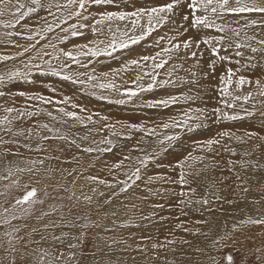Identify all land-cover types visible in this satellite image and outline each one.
Returning <instances> with one entry per match:
<instances>
[{
    "label": "rangeland",
    "instance_id": "1",
    "mask_svg": "<svg viewBox=\"0 0 264 264\" xmlns=\"http://www.w3.org/2000/svg\"><path fill=\"white\" fill-rule=\"evenodd\" d=\"M14 2L15 0H3V2H0V5L9 9L14 6ZM165 2H167V0H117L119 10L127 11H132L140 7L150 8ZM50 3L55 5L53 2L49 1V4ZM54 8L56 9L55 6H52L51 11L55 10ZM102 10L103 9L100 7L91 8L92 17H98V13ZM108 10L116 11L117 7L108 6ZM47 12V14H51V12ZM186 12L187 9L184 8L183 0H181V7L177 10L172 19L161 26H157V29L151 36L148 37L149 40L146 39L140 43L139 51L131 53V55L124 58L123 61H112L110 64L103 65L98 69L101 73L100 76L107 73H117L118 78L113 81L121 88V90L126 87H131L132 81L136 78L140 71L134 66H131L128 71H124L123 66L125 64H129L130 61L137 60L142 56L155 55L156 52L160 51L161 47L169 46V39H172L174 42L189 38L195 40L208 34L207 30H201L198 32L195 29H190L185 33L183 32V29H178L176 22H180L182 20V15ZM43 17H45V15H43ZM255 18L258 21L261 19L259 16ZM50 20L55 21V18H46L47 22H51ZM39 21V17L36 16L32 23H23L22 29L33 31L39 27V23L41 22ZM90 22L91 21H89V23ZM117 23L122 27L124 26L121 22ZM241 24H243V21H241ZM233 26L238 27V25L235 24H233ZM89 29L87 28L86 30L88 34ZM24 30L21 34H24ZM178 30L183 33L179 37H177ZM245 31L250 36L264 38V31H262L259 27L247 28ZM211 34L215 33L213 32ZM5 36L6 34L0 30V41L1 39L4 41ZM22 36L25 37L26 35ZM162 36L166 39L161 41V45L157 47L155 41ZM83 41L84 39H81L79 42ZM3 43L4 42H0V47ZM74 45L79 46V43L76 41L75 44L73 42L70 46ZM201 47L204 48L203 45H201ZM70 49L71 47H69L68 50ZM11 51L12 48H7L2 52L3 55L6 56V52L10 53ZM241 51L244 53L243 58L235 57L233 54V62L218 63L214 75L208 74L210 73L208 67L210 55L206 49L204 50V56L200 61L199 67L196 66V62L192 59L185 60V53L181 52L180 58L178 57L177 59L172 60V64L175 65L176 68L175 71L172 72L171 78L177 82L176 86H169L164 89H158L154 92L145 93L146 101L151 102L156 99L166 97L169 94L179 95L181 93L193 96H197L198 94V97L194 102L184 103L181 101L180 104L170 106L166 109L141 106V104L136 101V99L140 98V96L135 97L133 101L127 102L123 105L114 102L109 103L107 100L97 98L100 95L108 96L112 101L122 98L119 94L112 93L108 90L86 88L87 93L85 95L78 96L77 89L81 88L79 85H73L71 82L59 84L58 82L52 81L50 78H46L48 76L45 77V75L40 76L41 78L39 77L38 81L36 80L34 84L31 83L26 85L25 82L21 80L20 82L17 81L13 84L11 83L10 87L8 83L6 87L8 90L6 89V92L3 95V102L0 100V119H3L8 114H5V109L9 107H14L17 110H23L26 106L30 105L31 107L28 108L29 111H36L39 113V106L41 104L34 100H27L25 99V96L43 95L46 97H52L56 100L68 97L70 100L67 110L77 111L80 113L79 109H72L70 107L73 103L77 104L87 110L86 112L80 114L85 116L92 114L93 118L97 121L95 124H89L87 128L82 127L78 123L74 124L81 127L83 136H88V141H83V143L79 144L87 146L88 144H91L92 141L99 142L105 138L111 139L113 142L117 143L116 146L114 144L112 145V150L109 152H93L91 154L81 151V149L77 148L75 144H70L62 140H52L51 138L43 140L42 147L46 148L47 151H40L39 154L30 152L27 148H25V146L23 147L19 143H11L9 138L7 139L9 140V143L0 144V155H3V153L5 154L6 149L11 150V152L16 153V155L19 154L25 169H31V171L28 172L30 173V179H32V182L24 180L20 183L18 177L12 176L9 179L0 181V214H3L0 215V264H37L38 258L42 255V253L38 251L37 244L33 243V235L42 229L50 230V232H52L49 237L50 240L53 239V236L64 237V235H67V237H69L70 235H73V238L75 237L76 239V243L78 241L80 242V245L78 243L80 250L76 259H73L77 264L85 263L88 260L91 261L88 263L93 264L100 254L101 249H99V245L101 244L108 247L107 249L109 250V253H107L109 254V258L106 261H108L109 264H156L157 261L162 262L163 260L164 263L168 262L167 264L176 263L174 257H172L174 248L171 250V244L172 247L173 243L175 245L185 246L189 241V234H191L189 226H196L197 223H200L196 216L187 213L188 211L186 210V205L184 204V202L187 203L189 201V194H193V196L196 197L195 200L198 202L203 203L204 201V196L195 190L194 187L191 188V185H189V181H191L192 176L189 169L194 166V162L197 160L200 161L199 159L196 160V156L199 155L198 157H200L202 153V157H208V160L210 159L209 161L213 164L214 170L216 171H214V176L217 177L215 178L216 181L214 184L216 183V186L218 184V187L225 192L223 194H225L224 196L227 198L229 194L232 197H235V199H239L244 197L248 192V186L245 182V178H238L234 172V170L241 171L245 169L240 166V160L242 159L240 155L241 153H238L240 149L243 150V152L248 151L252 153L251 156L244 157V159L251 160L255 164L264 166V140L261 139V137H264V123L260 120L257 122L252 120L254 115L264 117V115H262L264 114V96L259 94L260 89L257 88L255 84L252 86L246 85L242 91L236 92V95H243L249 92L252 93L253 98L245 105V107L254 111L253 116L244 120L218 123L215 121L214 115H212L213 108L222 107L219 102L220 97L218 87L220 86V83L218 78L225 74L226 68L230 67L233 70L239 69L237 77L243 75L252 81L260 80L264 83V58H262V54H253L250 49H241ZM229 54L230 53L223 51L221 52V55ZM253 55L256 56V60L253 61V63L256 64V67H242V65L246 63V57ZM211 59L215 58L213 57ZM237 59L241 61L240 64L235 63V60ZM7 66L9 65L6 64L4 69H6ZM166 69L167 65L165 66V69L160 70L159 79L169 78L166 75L167 71L164 72ZM177 70H179L180 73L177 72ZM191 72H197L198 74L195 78L196 83L194 84L185 82L193 79ZM53 89H55V91H53ZM20 93H24L25 95L22 96ZM133 103H138L136 108L130 105ZM237 103H242V101H238ZM253 105H255L254 108ZM196 109L207 110L210 118L203 122L205 126L197 128L192 132H187L186 130L181 131L179 128L169 129V133H179L180 139L174 142L165 152H161L159 148H155V151L159 154L152 162L149 163V166L146 168V172V169H142L141 179L135 181L134 178L129 179V176H131V173L134 170H131V165L128 164L129 160H124L125 156L121 152L118 153L117 151L123 150L125 148L123 145H126V147L129 146L131 152L126 154V156L135 157L136 165H138L137 157L143 156L144 153L133 149L136 147L144 148L148 142L154 144V138L146 137L142 143H138L141 140L143 133L137 132L133 135L132 139H125L124 136L128 134V129L126 127H122V125L146 124L149 127H158L162 124V122L169 121L173 117H181L184 110H191V115L196 116L198 115ZM222 111L232 110L222 109ZM39 115L40 114L33 116L31 119H13V121H15L13 124L18 126L16 128L17 131H26L24 133L26 135L24 136L28 140L31 137L39 139L41 135L49 136V132L47 130L37 127L39 124H50L46 117H39ZM101 116L107 117L108 119L106 121H102L100 120ZM11 117H17V112L14 111L10 114V118ZM17 122L19 123L18 125ZM200 122L201 121L198 120L190 121L192 124ZM104 124H115L117 128L116 130L120 132L121 135L112 136V129L110 128H105L103 132L95 131V129L101 128ZM68 125L73 126L71 121L68 122ZM13 129H15L14 126ZM30 129L32 136L29 135ZM158 131L164 130L158 127ZM223 131H230L236 136H244L247 132L257 133L258 135L250 139L251 142L248 140L247 143L241 144L234 138L227 141L223 140L218 135ZM0 136H2L3 139L8 137V135L3 132H0ZM214 138L222 139L223 146L213 145L214 151H208L206 146L203 150H201L200 145L203 142ZM27 139L24 140L28 141ZM7 145L8 148H6ZM92 146L95 147L94 144H92ZM100 146L109 147L107 144H101ZM154 147L155 146L153 145L147 149L151 150ZM226 148L235 149L237 155L233 156L230 151L225 150ZM33 155H39V157H33ZM60 159L63 160L62 164H59ZM40 160L44 161L43 165L39 163L33 165V161ZM122 160L123 165L119 168H115L114 165L119 164ZM203 161L206 160L203 159ZM230 161L235 163L231 164L229 163ZM179 164H183V168L179 167ZM195 166L196 168H200L202 166L207 168V166L201 161ZM48 169H51V171H48ZM57 169L58 172L61 173V177L65 182H71V187L77 185H88L98 194L105 195L107 197L108 205H111L114 201H119V203H121L128 210V212H131V215L134 218L133 219L129 215L122 214L121 218L115 220V224H117L120 230L128 228L127 231L122 230L116 232L115 227L110 230L108 229V226L104 227V223L100 220L98 215L99 211H89L82 195L71 191V188L69 187L65 189L63 186L55 182L57 181V178L54 176L57 175L55 173V170ZM40 171L47 174H40ZM182 171L185 173V178L188 181L183 186H181L179 179ZM221 171H224V174L221 173ZM69 172H71V175H69ZM217 173H219V175ZM89 177H96L98 179L94 181L89 179ZM149 178H151V180H149ZM99 180H103L106 183H99ZM124 182H127V185H130V187L127 188V191L123 190L126 186ZM29 184L34 185L29 186ZM32 188L37 190V196L35 199L42 201V203L38 202L35 204H25L23 206L16 205V200L22 197L27 190ZM119 188L120 191L116 194ZM240 188L242 189V192ZM245 189H247V191H245ZM180 193H184V195H181ZM226 197L221 200L223 210L232 205V202ZM260 201L262 202L263 199H259L258 197L257 202ZM25 208L28 209L27 213L23 211ZM145 208L150 210L153 208L154 211L152 210L151 212L154 214L157 213L156 218L157 221L159 220L163 225L161 228L162 230L160 229L157 231L153 229L154 227L152 228V225L149 224L152 223V218L142 219V215L134 213L135 211L142 212ZM187 208L189 210L194 209L202 211L201 209L191 208L189 206ZM214 208L217 209V207ZM5 209H9V211L5 213ZM13 212H15L17 218L11 220L10 223H3L5 216L10 217ZM44 213H48V215H43ZM190 218L192 221L189 220ZM66 220L69 221V223L66 224ZM163 222L166 223L164 224ZM52 224L59 226L55 228L50 226L45 229L44 225ZM138 225L141 228H133L134 226L139 227ZM176 226L178 229H176ZM34 229L35 231H33ZM69 231L72 234H68ZM7 233H13V235L9 237ZM169 233L170 236H168ZM234 233V237L232 236V238L227 241L230 245L229 247L224 248L221 245L217 246V249L219 248L220 251L216 250L215 257L218 260H221L225 253H231L234 256V264H261V262L264 261V224H249L240 226L239 228H235ZM42 236L46 239L48 238L45 234ZM17 237H19V239H17ZM124 238H126V240L121 243L120 239ZM10 239L11 245L9 244ZM233 241L235 243H233ZM52 243L53 253H48L45 257V264H47L48 258L54 259V257L59 256L60 253H63L64 256L59 261V264H62L64 260L66 262L73 261L69 259L70 256L71 258L74 256V253L72 252L73 249L71 250L69 246L62 247L60 245V241H56L54 239ZM62 243L64 245L71 244L67 239L63 240ZM145 246L147 249H144ZM13 247L15 248V251L12 250ZM163 247H166L167 251L163 252ZM190 248H193L192 250L194 253L201 252L197 246H190ZM145 250L147 251L145 252ZM198 258L205 260L206 264L211 263L210 258L203 257L202 253L201 256H198ZM98 261L104 262L102 259H98Z\"/></svg>",
    "mask_w": 264,
    "mask_h": 264
},
{
    "label": "snow or ice",
    "instance_id": "2",
    "mask_svg": "<svg viewBox=\"0 0 264 264\" xmlns=\"http://www.w3.org/2000/svg\"><path fill=\"white\" fill-rule=\"evenodd\" d=\"M3 2V0H0ZM31 4L34 7H28L27 12L20 13L19 18L15 23H7L5 27H15L16 24L20 22V19L30 16L32 13L38 12L41 9H46L51 12V3L45 5L42 3V0H31ZM58 10H61V16L58 18V21H63L67 23L68 20L75 18L76 20H83L85 23H73L70 28H62L61 31L66 33V35L59 37L60 43H66L68 36L78 37L83 35L81 29L91 28L92 34L97 37L96 40L90 41L86 45L82 46H73V50H65L64 48H57L56 44H45L43 47H51L52 52H43L38 59H42V63H33L31 60L24 63L23 70L20 68L8 70L5 73H0V85H7L13 80L24 79L25 81L29 80V77L33 75V70L38 72L41 75L58 77L60 80L69 81L73 85H79L81 88H92V89H101L117 92L122 98L112 101L108 96L100 95L97 98L101 100H107L109 103L125 104L131 102L135 97L141 96L143 93L154 92L158 89H164L169 86L175 87L176 81H174L171 76L172 72L175 71L176 66L173 65L171 71H167L166 75L168 79H158L160 76L161 69H165V66L169 64V61L173 57H179L181 52L185 53L184 59H192L196 62V66L199 67L200 61L203 59L204 50L206 49L209 52V70L208 74H215L216 66L218 63H232V55L235 57H244V53L241 49H250L253 54L261 53L262 58H264V38H257L247 34L245 29L259 27L264 31V0H183V6L187 9V12L182 15V20L177 23L178 29H183V32H187L190 29H195L198 32L201 30H207L208 34L204 35L200 39H185L178 42H174L172 39H169L168 47H161L159 52H156L155 55L142 56L137 60L130 61L129 64L123 66L124 71H128L131 66H134L138 69H143V74H137L136 78L132 81L131 87H126L121 90V88L113 81L108 80V74H104L106 82H100V78L95 75L96 69L91 68L88 73H81L76 71V68L88 69L93 62V58H98L101 56H113V53L128 49L131 46L140 44L142 41L146 40L152 33L157 29V26H161L164 23H167L172 17L176 14L177 10L181 7V0H167V2L152 6V7H140L132 11L119 10V5L117 0H66L65 3L61 4L59 2L54 5ZM108 6H116V11L108 10ZM25 5L19 4L18 8H23ZM100 7L103 10L98 13V17H92L91 8ZM66 11L67 16L63 15V12ZM4 14L3 10H0V16ZM259 16L261 19L258 21L255 17ZM146 18V22H145ZM91 21L90 23H88ZM243 21V24H241ZM116 22H121L124 26L120 27L116 25ZM127 22V23H124ZM233 24L238 25L234 27ZM114 25H116L114 27ZM56 27H60V23H56ZM53 31L52 25H48L43 28V32ZM215 34H211V33ZM243 33V35H242ZM182 32L177 31V37H179ZM8 36L12 35H21V33H7ZM110 36L111 38L105 41V39H100V37ZM41 35V39H44ZM28 40H34V36L29 35L26 37ZM165 37H159L156 39L155 44L157 47L161 45V41L165 40ZM8 43H12L8 41ZM39 44V40H36L30 47L35 48ZM103 45V47H101ZM204 46V48L201 47ZM30 50L29 47L24 48V52L17 53L15 56H0V63L6 62L9 60L15 61L18 57L23 56L24 53H27ZM230 53L229 55H221V52ZM48 57V59H43ZM64 58L61 62V58ZM81 57L85 59H81ZM215 59H211V58ZM36 59V58H34ZM55 60L58 63L53 64L52 61ZM256 60V56L246 57V63L242 65L245 68L256 67V64L253 61ZM149 61H151L150 70ZM235 63L240 64L239 59L235 60ZM47 65V67H44ZM75 66V67H73ZM239 69L233 70L232 68H226L225 74L220 76L218 87L220 104L222 107H216L212 109V115L215 117V121L218 123H223L226 121H237L250 118L254 115V111L249 110L245 107L252 100V93L249 92L243 95H236L237 91H242V89L247 86H252L255 84L257 88L260 89V95L264 96V83L260 80L252 81L243 75L237 77ZM206 74V75H208ZM86 75V79H82V76ZM196 72H191L192 80L185 81L186 83H196ZM145 78L148 79V83L145 84L143 81ZM235 85V87H234ZM55 91V89H53ZM191 91V90H190ZM4 93L0 91V96H3ZM24 96V93H20ZM198 97L193 95H185L183 93L179 95L169 94L166 97L156 99L154 101H142L141 106H146L148 108H169L173 105H178L183 101L184 103L194 102ZM27 100H34L40 104L45 105H65V107H56L55 111L59 114L53 115L52 111H48L46 114L51 121L57 123L68 124L69 121L72 124H80L82 127L87 128L89 124H95L97 121L93 119V115L89 114L87 116L79 115L77 111L67 110L69 106L70 98L65 97L63 99H53L52 97H46L43 95L36 96H25ZM242 101V103H237ZM26 106L23 110H17L14 107H9L5 109L6 115L3 119H0V132L3 133H12L14 136L23 135V132L13 133L12 123L13 119H31L33 116L38 115L36 111H29ZM72 109H79L80 113L86 112L87 110L77 104H71ZM255 105H253V108ZM222 109H230L232 111H222ZM17 112V117L10 118V114ZM198 115L192 116L191 110H184L181 117H173L169 121L162 122L159 125V128H162L164 131H158V127H149L146 124L136 125H122L128 129V134L124 136L125 139H132L133 135L137 132L143 133L141 140L138 143H142L146 137L154 138L155 147L151 150L136 147L133 150L143 152L144 155L137 157V163L139 166L135 167L134 171L129 176V179L140 180L142 169H146L149 166V163L152 162L159 153L155 151V148H159L161 152L168 150L172 144L180 139V134L177 132L169 133V129L179 128L181 131L186 130L187 132H192L197 128L203 127L204 121L208 120L209 114L205 109H196ZM264 115V114H262ZM107 117H100V120L106 121ZM198 120L200 123L192 124L190 121ZM72 125H69L71 127ZM38 128H42L52 133L51 137L41 136V140L48 139H59L66 141L70 144H75L77 148H80L81 151L85 153H103L109 152L112 150L111 146L113 141L111 139H103L99 142L92 141L91 144L87 146H82L76 141L69 140V136L61 131V129L52 126L50 124H39ZM105 128L112 129V136L121 135L120 132L116 130L115 124H104L101 128L95 129L96 132H103ZM29 135H31V129L29 130ZM219 137L223 140L235 139L240 143H247L248 140L256 137L258 134L253 132H247L244 136H236L230 131L220 132ZM83 141H88V136H83L81 138ZM222 139H209L203 142L200 147L201 150L204 147H207L208 151H214L213 145H222ZM264 140V137H261ZM11 143H17V141L12 140ZM9 143L5 141L2 136H0V144ZM95 145V147L92 146ZM101 144H107L109 147H101ZM26 147H29L25 145ZM223 146V145H222ZM37 150L47 151L46 148L39 147ZM225 150L230 151L233 156L237 155L235 149L226 148ZM6 155H16L12 153L9 149L5 150ZM242 159L240 160V166L242 168H247L251 165L253 168H256L258 165L253 163L251 160L244 159V157H249L252 153L244 151L241 154ZM47 158V157H46ZM131 156H125L124 160H131ZM200 161H203V157H198ZM33 165L39 163L43 165L44 161H33ZM229 163L234 164L235 162L230 161ZM123 165V160L114 165L115 168H119ZM179 167L183 168V164H179ZM25 169L20 167H11L5 165L3 168V173H0V180H6L12 177L16 172H22ZM31 171V169H28ZM51 171V169H48ZM71 175V172H69ZM127 175V174H126ZM239 178V176H238ZM96 181L98 178L89 177ZM180 183L181 186L185 185L188 181L185 178V173L182 171L180 174ZM151 180V178H149ZM133 181V182H134ZM99 183H106L103 180H99ZM126 186L123 188L124 191H127V188L130 185H127V182H124ZM247 191V189H245ZM184 195V193H180ZM37 196V190L32 188L27 190L25 194L16 200V205L23 206L25 204H35L42 203L35 199ZM86 199H91L86 197ZM204 204H207L208 201L204 200ZM9 209H5L4 212L7 213ZM25 213L28 212V209H23ZM3 215V214H0ZM43 215H48L44 213ZM17 216L15 212L9 217L5 216L3 223H10L11 220L16 219ZM247 223L251 224H264V219H249ZM58 227L59 225H44L45 229L48 227ZM235 230V226H234ZM16 231V230H14ZM35 231V229L33 230ZM9 237L13 233H7ZM19 239V237H17ZM42 240H45V237H41ZM53 239L56 241L63 242V236H53ZM231 239V236L226 234L223 237L213 241V246L221 245L226 248L230 245L227 243ZM223 242V243H222ZM233 243H235L233 241ZM11 245V239L9 240ZM70 248L76 247L74 244L69 245ZM155 247V245H154ZM15 251V248H12ZM217 251H220L218 248ZM48 253L45 251L38 258L37 264H45V257ZM64 254L60 253L59 256L54 257V259L49 260L47 264H59V261L63 258ZM211 264H234V256L231 253H225L221 260H218L215 256H210ZM71 259V256L69 257Z\"/></svg>",
    "mask_w": 264,
    "mask_h": 264
},
{
    "label": "bare ground",
    "instance_id": "3",
    "mask_svg": "<svg viewBox=\"0 0 264 264\" xmlns=\"http://www.w3.org/2000/svg\"><path fill=\"white\" fill-rule=\"evenodd\" d=\"M49 1L50 2H54V3L59 2L61 4L66 2V0H42V3H44L45 5H48ZM19 4H23V5H25V7L18 8ZM28 7H34L31 4V0H15L14 6L9 8V9L8 8H4L2 5H0V10L4 11V14L2 16H0V30H2L4 32V34H6V36L4 38V41H3V39H1V41H0V42H4L1 45V47H0V56H5V55H3L2 51L7 49V48H12V51L10 53L6 52V56H15L17 53L24 52V48L25 47H29L30 48V50L27 53H24L23 56L18 57V59H16L15 61L9 60V61L0 63V72L1 73H5L8 70H12V69H16V68H20V69L23 70L24 63H26V62H28L30 60L33 63H42V59H38L42 55V53L45 52V51H47V52H52L53 51V49L51 47H48V48L43 47L45 44H56L57 48H64L65 50H68L69 47H71V49L69 50V51H71V50H73V46H70V45L73 42L75 44V42L77 41V43H79V46H82V45L88 44L92 40H96L97 39V37L92 34L91 29L88 28L89 29V34H88V32L86 31L87 28H84V29H81L83 35L78 36V37H71L69 35L66 43H63V44L60 43L59 37L66 35V33L61 31L62 28H70L73 23L79 24V23H85V21L76 20L75 18H72V19L68 20L67 23H64L63 21H58V18L61 16V10H58V9H55V8L54 9H55L56 13L54 15L52 14L54 17H56L55 21L50 20L51 22H47L45 17H47L46 14L48 12H45L46 9H41L38 12L32 13L30 16H27V17H24V18L20 19V22L18 24H16L15 27H5V24H7L9 22L15 23L16 20L19 18V14L27 12ZM44 13H46V14H44ZM67 14L68 13L66 11L63 12L64 16H67ZM43 15H45V17H43ZM36 16H38L39 20L41 21V22L39 21L40 23H39V27H37V29H35L33 31L22 29L23 28V26H22L23 23H25V22L26 23L27 22L28 23H32L35 20ZM49 16L50 15H48V17ZM57 22L60 23V27H56V23ZM124 23H126V22H124ZM48 25H52L53 31H51V32H43V28L47 27ZM116 25H119V24L116 22ZM116 25H114V27ZM120 27H122V26H120ZM23 30L25 32H24V34H21V36H19V35L8 36L7 35V33H9V32H11V33H21L22 32L23 33ZM22 35H26V36L23 37ZM29 35L34 36L35 39L34 40L26 39V37L29 36ZM41 35H43V37H45V38L41 39ZM110 38H111L110 36L100 37V39H105L106 42ZM81 39H84V41L83 42H79ZM146 39H148V38H146ZM36 40H39V44H37L35 48H31L30 46L33 43H35ZM8 41H11L12 43H8ZM147 42H149V41H147ZM8 45H13V46H8ZM139 45L140 44L131 46L128 49L117 51V52L113 53V56H111V57H109V56H101V57H98V58H93V62H92V64L90 65V67L88 69L76 68L75 70L78 71V72H81V73H88V72H90L91 68L94 67L96 69L95 75L100 78V82H106L104 74H102V76H100L101 73H100V70H98V69L100 67H102L103 65H105V64L112 63V61H119V60L123 61L124 58H126L129 55H131V53H133V52L136 53V51H139L140 50L139 49ZM101 47H103V45H101ZM34 58H36V59H34ZM179 58H180V54H179ZM43 59H48V57H44ZM63 59L64 58L62 57L61 58V62L63 61ZM81 59L83 60L85 58L81 57ZM173 59H177V57H173ZM172 60L169 61V64L167 65V69L164 72L172 70L171 69L173 67ZM52 63L55 65L58 62L53 60ZM6 64H8L9 66H7V68L4 69V66ZM150 65H151V61L149 62V69L148 70H150ZM44 67H47V65H44ZM73 67H75V66H73ZM193 68H195V67H193ZM139 71H140L139 74L142 75L144 70L143 69H139ZM177 72H179V70H177ZM107 74H108V76H107L108 80H114V79L118 78V74L117 73H107ZM40 76H42V75L39 74L38 72H36L35 70H33V75L29 77L28 81H25L24 79H16V80L11 81L9 83V86L11 87V85H10L11 83L13 84L14 82H17V81L20 82L21 80L23 82H25L26 85H29L31 83L34 84V82L36 80L38 81ZM46 76L47 75H45V77ZM46 78H50V79H52V81L58 82L59 84L60 83H68L69 82V81L60 80L58 77H53V76H48ZM81 78L82 79H86L87 77L85 75V76H82ZM158 79H159V77H158ZM116 82H118V81H116ZM143 83L147 84L148 83V79L145 78ZM7 85H0V91L5 93L6 89H7L6 88ZM86 90H87L86 88H78L77 89L78 96L85 95L87 93ZM110 92L118 94L117 92H114V91H110ZM3 97L4 96H0V100H2ZM136 101L139 102V104H141L142 101H146L145 93L141 94L140 98H137ZM1 102H3V100ZM260 104H262V103H260ZM130 105H132V106H134V108H136L138 103H133V104H130ZM56 107H65V105H63V104H61V105H45V104H41L39 106V110H40L39 117H46L47 121L50 123V125L61 129L62 132H64L65 134H67L69 136V140H73L74 139L76 141V143H83V140L81 139L83 137V134L81 132V127L79 125H73V126L69 127L68 124H64V125H62L61 123L57 124L55 121H51L50 120V118L46 114L48 111H52L53 115H57L59 117V114L55 111ZM5 114H7V113H5ZM78 114L82 115V116H85V115L80 114V113H78ZM7 115H9V114H7ZM253 117L254 118L252 120H255L256 122L260 120L261 122L264 123V117L263 116L260 117L258 115H254ZM11 118H13V117H11ZM93 119L96 121L95 118H93ZM13 122L15 123V121H13ZM18 124L19 123L17 122V125ZM12 125L14 126L15 129H13ZM12 125H11V127H12L13 133L20 132V131L16 130V128L18 126H15L13 123H12ZM25 132L26 131L23 132V135H16V136H14L12 133H7L8 137L4 138V139H6L5 141L15 140V141H17V144L19 143L23 147L25 145H27L29 147L25 146V148H27L30 152H32L34 154L35 153L39 154L40 150H37V149L39 147H42L43 140H41L40 138L38 139V138H32V137H31L32 140H31V138L28 140L24 136V135H26V134H24ZM52 135L53 134L49 132V136L51 137ZM8 138H9V140H7ZM24 139H27L28 141H26ZM52 140H59V139H52ZM64 142H66V141H64ZM250 142H251V140H250ZM116 143L113 142V144L115 146H116ZM241 144H243V143H241ZM153 145L155 146V144H152V143L148 142L146 144V146L144 147V149H147L148 147L153 146ZM111 147H113V146H111ZM123 147H125L123 150H118L117 152L118 153L121 152L124 156H126V154L130 153L131 150L129 149V146L126 147V145H123ZM6 148H8V145L6 146ZM242 152H243V150H241V149L238 151V153H242ZM200 153H201V150H200ZM194 155H195V153H194ZM201 155H202V153H201ZM201 155H200V157H202ZM198 156H196V160H197ZM20 157H19V154L18 155H6L4 153H3V155L1 154L0 155V173H3V168H4L5 165L11 166L13 168L18 166L20 168L25 169L24 164H23V162H22ZM33 157H39V155L38 156L33 155ZM131 158L132 159L128 161V164L131 165V167L129 166L131 168V170H134L135 167H137L139 165H136V158L135 157H131ZM203 158L206 161H201V162L203 164H205L207 166V168H204L203 166L200 167V168H196L195 165L199 164L200 161L197 160L196 162H194V166H192L191 169H189V171L191 172V175H192L191 176V181H189V185H191V188L194 187L195 190H197L200 194H202L204 196V200H207L208 203L204 204V203L196 201L195 200L196 197L193 196V194H189L190 195L189 198H188L189 201L187 203L184 202V204L186 205V210L188 211L187 213H189L190 215L193 214L194 216H196V218L199 219L200 223H197L196 226H194V225H190L189 226L190 229H191V231H190L191 234L188 233L189 234V238H188L189 241H188V243L185 246L184 245H175L173 243V247H172V244H171V247H170L171 250H173V248H174L173 255H172V257H174V260L176 262L174 264H206L205 263L206 261L198 258V256H201V253H202L203 257H205V258H209L210 256H215V252L217 250V246L218 245L215 246V247L213 246V241L214 240L218 239L219 237H223L226 234L230 235L231 238H232V236L234 237V234L236 233V232L234 233V226H235V228H237V227L239 228L240 226L249 225V224H251V223H247V221L249 219H264V166L257 164L258 166L256 168H253L250 165V166H248L247 168H245V169H243L241 171L234 170V172H235V174L237 176L245 178V182H246V184L248 186V192H247V194L244 197L239 198V199L238 198L235 199V197H232L229 194H228V198H227L226 196H224L225 194H223L225 192H223L222 189L220 187H218V184H217V186L215 185L216 183L214 184V182L216 181L215 178H217V177L214 176V174H215L214 171L215 170H214L213 164L209 161L210 159L208 160V157H203ZM62 163H63V160L60 159L59 160V164H62ZM146 171H147V169L145 170V172ZM217 172H219V171H217ZM223 172L224 171H221V173H223ZM39 173L40 174H47V173H45L43 171H40ZM55 173L57 174V175L54 176V177L57 178L56 179L57 181H55V182H57V184L63 186L65 189H67V187H69V188H71V191L76 192L79 195H82L84 197V199H85V204L87 205L89 211H94V210H98L99 211L98 215H99L100 220L103 221V223H104L103 226L104 227L108 226L109 230L115 227L116 232L122 231V230L127 231L128 228L120 230L118 228L117 224H115V220L121 218L122 214L129 215L130 217H132L131 212H128V210L121 203H119V201H116V202L114 201L111 205H108L107 204V197L105 195L98 194L97 192L92 190L90 188V186H88V185H77V186L71 187V182H65L63 180V178L61 177V173L58 172V169L55 170ZM3 174L6 175V173H3ZM217 174L219 175V173H217ZM13 176L18 177L20 183H22V181H24V180H28V182H32V179H30V177H29L30 173L28 172L27 169H25V171H22V172H16ZM165 180H167V179H165ZM0 181H2V180H0ZM220 184H221V182H220ZM30 185L32 186L34 184H29V186ZM119 191H120V188L118 189L116 194ZM241 192H242V189H241ZM86 197H90L91 199L90 200L86 199ZM224 197H226L228 200H230L232 202V205L229 208L225 209V210L222 209V204H221V200ZM258 197H259V199L262 198L263 201L262 202L261 201L257 202ZM188 206L191 207V208L201 209L202 211L194 210V209H190L191 210L190 211L187 208ZM214 207H217V209H215ZM148 208H151V207H148ZM148 208H145L144 210H142V212L135 211L134 213L142 215V219L152 218V223H149V224L152 225V228L154 227L153 228L154 230L158 231V230H160L162 228L163 225L161 224V222L159 220L157 221V218H156V214L157 213L154 214V213L151 212L153 210V208H152V210H150ZM142 219H139V220H142ZM189 220H191V218ZM65 223L67 224V223H69V221L66 220ZM163 223L165 224L166 222H163ZM133 228H141V227L140 226L139 227L134 226ZM144 228H145V226H144ZM176 229H178V227ZM154 230H151V231H154ZM144 232H146V231H144ZM183 232H181V233H183ZM51 233L52 232H50V230H44V229L40 230L37 233H34V235H33V243L37 244L38 251H40L41 253H43L45 251L47 253H49V254L53 253L52 252V250H53V243H52L53 239L52 240L49 239ZM141 233H143V232H141ZM44 234L47 235L48 238L45 239V240H42L41 237H43L42 235H44ZM68 234H72V233L69 231ZM185 234H187V233H185ZM154 236H156V235H154ZM168 236H170V233H169ZM66 239L71 244L76 245V247L71 248V250L73 249L72 252L74 253V256L70 260L76 259L77 254H78V252L80 250V246H78V243L80 245V242L78 241L76 243V239H75V237L73 238V235H70L69 237H67V235H64V239L63 240H66ZM74 239H75V241H74ZM124 240H126V238L120 239V242L122 243V241H124ZM157 240H159V239H157ZM176 243H177V241H176ZM60 245L62 247H66V246H69L70 244L64 245L62 242H60ZM190 246H194V247L197 246L200 249L201 252H199V253L195 252L194 253L193 250H192L193 248H190ZM107 248L108 247H105L104 244L99 245V249H101V251H100V254L98 255V257L96 258V260L93 262V264H109V262L106 261L109 258V254H108L109 250ZM152 248H154V247H152ZM144 249H147L146 246H145ZM102 250H104V251H102ZM146 251L147 250H145V252ZM165 251H167V248L163 247V252H165ZM98 259H102V260H104V262H100V261H98ZM49 260H52V258H48L47 262ZM163 261L162 262L161 261H157L156 264H167L168 263L167 261H165L167 263H164ZM88 262H91V261L88 260L87 262L82 263V264H90ZM62 264H77V263H76L75 260H73L72 262H69V261L66 262L64 260L62 262ZM261 264H264V261L261 262Z\"/></svg>",
    "mask_w": 264,
    "mask_h": 264
},
{
    "label": "crops",
    "instance_id": "4",
    "mask_svg": "<svg viewBox=\"0 0 264 264\" xmlns=\"http://www.w3.org/2000/svg\"><path fill=\"white\" fill-rule=\"evenodd\" d=\"M53 3H54V2H53ZM48 4H49V3H48ZM54 4H55V3H54ZM56 9H57V8H56ZM47 11H48V10H46L45 12H47ZM54 11H55V10L51 11L52 13H51V14H47L46 16L48 17V15H50L49 17H52V16L56 13V11H55V12H54ZM53 12H54V13H53ZM52 14H53V15H52ZM51 15H52V16H51ZM47 17H46V18H47ZM49 17H48V18H49ZM52 18H56V17L53 16Z\"/></svg>",
    "mask_w": 264,
    "mask_h": 264
}]
</instances>
